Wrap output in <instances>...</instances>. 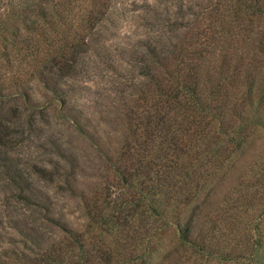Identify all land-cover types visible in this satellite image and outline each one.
Returning a JSON list of instances; mask_svg holds the SVG:
<instances>
[{
  "label": "trees",
  "instance_id": "1",
  "mask_svg": "<svg viewBox=\"0 0 264 264\" xmlns=\"http://www.w3.org/2000/svg\"><path fill=\"white\" fill-rule=\"evenodd\" d=\"M80 1L0 0V82L23 104L37 103L21 84L29 74L66 107L60 80L97 21L88 5L76 13ZM201 11L183 41L143 52L122 139L100 156L102 180L78 191L82 227L50 216L56 238L17 228L22 245L1 248L0 264H264V149L236 163L250 144L264 148V0H206Z\"/></svg>",
  "mask_w": 264,
  "mask_h": 264
},
{
  "label": "rangeland",
  "instance_id": "2",
  "mask_svg": "<svg viewBox=\"0 0 264 264\" xmlns=\"http://www.w3.org/2000/svg\"><path fill=\"white\" fill-rule=\"evenodd\" d=\"M205 3L97 0L93 4V0H81L76 13L87 15L83 8L88 5L97 21L84 29L88 48L76 73L60 80L66 107L50 100L51 94L42 96L45 88L32 75H24L21 84L37 102L34 106L20 102L7 80L0 82V132L10 151L6 159L0 154V249L22 245L17 228L24 226L47 237L60 236L61 229L50 216L69 228L82 227L78 191L102 180L105 172L100 156L111 154L122 139L120 118L130 97L135 96L143 52L152 47L168 49L183 41L197 24ZM76 114L86 121L91 139L73 129ZM256 145L250 144L236 157L238 166L264 149ZM71 173L75 179L69 183ZM227 185L217 190L204 212ZM23 190L32 197L26 199ZM171 239L169 236L167 241ZM173 261L171 255L164 264Z\"/></svg>",
  "mask_w": 264,
  "mask_h": 264
}]
</instances>
